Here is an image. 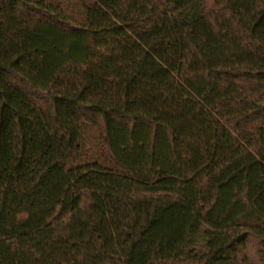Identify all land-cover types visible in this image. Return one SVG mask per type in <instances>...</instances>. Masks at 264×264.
I'll return each mask as SVG.
<instances>
[{
    "label": "trees",
    "instance_id": "obj_1",
    "mask_svg": "<svg viewBox=\"0 0 264 264\" xmlns=\"http://www.w3.org/2000/svg\"><path fill=\"white\" fill-rule=\"evenodd\" d=\"M0 264H264V0H0Z\"/></svg>",
    "mask_w": 264,
    "mask_h": 264
}]
</instances>
